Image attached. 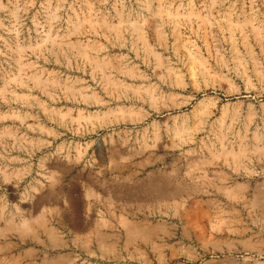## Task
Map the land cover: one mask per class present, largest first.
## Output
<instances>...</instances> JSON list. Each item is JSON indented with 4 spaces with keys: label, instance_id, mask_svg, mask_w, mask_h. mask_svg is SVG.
<instances>
[{
    "label": "rangeland",
    "instance_id": "374dc122",
    "mask_svg": "<svg viewBox=\"0 0 264 264\" xmlns=\"http://www.w3.org/2000/svg\"><path fill=\"white\" fill-rule=\"evenodd\" d=\"M0 264H264V0H0Z\"/></svg>",
    "mask_w": 264,
    "mask_h": 264
},
{
    "label": "bare ground",
    "instance_id": "6f19581e",
    "mask_svg": "<svg viewBox=\"0 0 264 264\" xmlns=\"http://www.w3.org/2000/svg\"><path fill=\"white\" fill-rule=\"evenodd\" d=\"M132 21V20H131ZM236 25V24H235ZM239 58V57H238ZM108 59V58H107ZM176 132V131H175Z\"/></svg>",
    "mask_w": 264,
    "mask_h": 264
}]
</instances>
